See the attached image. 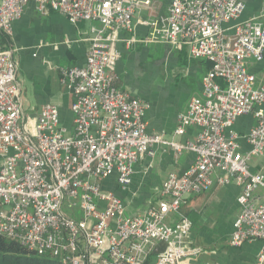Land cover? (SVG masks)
<instances>
[{
  "label": "built area",
  "instance_id": "1",
  "mask_svg": "<svg viewBox=\"0 0 264 264\" xmlns=\"http://www.w3.org/2000/svg\"><path fill=\"white\" fill-rule=\"evenodd\" d=\"M31 3L42 15L92 24L85 65L61 69L72 99L70 125L55 105L33 116L22 103L18 63L6 41ZM154 5L0 0V235L61 264H204L207 251L184 242L193 222L180 209L190 196L235 184L240 212L228 247L258 241L253 264H264V172L250 165L264 156V77L250 70L264 59V13L232 25L245 0H171L166 15L142 21L152 32L137 39L135 16L147 9L152 15ZM120 42L168 44L211 63L201 95L178 116L175 138L150 133L148 106L118 85ZM244 115L255 119L248 150L232 132ZM189 129L196 130L194 139H176ZM154 147H169L178 157L193 153L195 161L182 174H169L146 211L129 216L126 203L103 185L116 174L119 188H128L134 165Z\"/></svg>",
  "mask_w": 264,
  "mask_h": 264
},
{
  "label": "crops",
  "instance_id": "2",
  "mask_svg": "<svg viewBox=\"0 0 264 264\" xmlns=\"http://www.w3.org/2000/svg\"><path fill=\"white\" fill-rule=\"evenodd\" d=\"M170 1L161 6L168 7ZM245 4L243 15L232 25L259 17L264 13V0H245ZM144 12L147 11L137 14L134 19V35L138 39H144L150 31L148 26L142 24V21L147 20L143 16L140 17ZM91 26L90 23L72 25L64 16L57 13L42 15L38 12L35 3H31L22 19L14 24L13 35L6 44L12 49L14 59L18 63L17 78L21 86V99L23 106L25 102L28 104L27 109L24 107L28 114L36 116L42 107L51 104L59 107L62 119L68 125L71 124L72 99L67 87L61 83V69L85 65L90 48L88 38L91 36ZM130 36L128 33L121 34V37L125 39ZM136 46V50L130 51V47L125 42L117 44L120 53L116 64L118 85L146 103L148 106L146 120L150 133L162 134L166 139L175 138L178 116L186 109L192 97L201 95L202 79L211 68V63L206 60L192 59L187 49L174 51L168 44L164 45L168 48L166 53L168 66L175 67V70L181 67L185 69L174 77L176 81L172 89L174 100L170 103L159 100L154 102L150 101L146 95L134 92V81L131 76L133 70H139L143 62L151 59L149 51L151 45L137 44ZM250 70L261 80L264 77V59L252 62ZM182 73L189 83L180 91L179 80L182 78ZM23 94L28 98L27 101ZM67 114L69 116L65 118ZM244 116L242 118H248L246 128L240 134L234 132L233 128L232 132L237 136L243 150H248L246 137L254 126L255 119L253 115ZM195 135L196 130L189 129L185 136L176 137V139L185 142L194 139ZM194 161L193 153H184L178 157L169 147H154L151 153L134 165L129 188L136 189L133 190V203L126 204L127 211L130 208L135 209L137 213L146 211L150 202L158 198L159 190L169 174H182L193 165ZM1 163L0 159V166ZM253 171L264 172V169L257 165ZM116 178V174L112 175L103 186L107 191L117 195L116 190L119 186L116 184ZM239 192L235 184L222 187L215 185L206 193L188 197L180 209V214L193 222L192 234L184 240L186 246L207 251L199 262L204 264L215 262L253 264L255 262L261 248L258 241L248 242L236 251L228 247L229 238L234 231V223L240 212ZM171 216L169 222H175L179 218V214ZM225 219L229 220L228 223L216 233L218 221ZM221 235H224L226 239L224 245L221 243Z\"/></svg>",
  "mask_w": 264,
  "mask_h": 264
},
{
  "label": "rangeland",
  "instance_id": "3",
  "mask_svg": "<svg viewBox=\"0 0 264 264\" xmlns=\"http://www.w3.org/2000/svg\"><path fill=\"white\" fill-rule=\"evenodd\" d=\"M169 2V0H155V5L153 6V14L150 15L151 11L149 12L147 9V12H144L141 14L140 17H145L147 18V21L154 16H159V15H166L167 13V8H163L161 5H165ZM169 6V5H168ZM135 22V21H134ZM151 30L149 31V34L147 37L144 39L148 38L151 35ZM132 36V35H131ZM138 39V37H137ZM137 43L130 45V51L136 50L137 48ZM139 46L141 45L140 43L138 44ZM151 45L150 47V52H151V59L149 61L143 62L140 66L139 70H133L131 76L133 77L134 81V92L139 95H146V97L150 101H164V102H172L174 100V95L172 93V89L175 87V80L174 77L177 76L183 69L181 67L180 69H176L175 67H169L168 62L166 61V53L168 48H165L162 43H151L148 44ZM170 46L174 51V49L171 45ZM138 73V74H137ZM117 74V72H116ZM182 78L179 80V90L182 91L184 89V85H187L189 83V80L185 78L186 76L184 73L181 74ZM178 84V83H177ZM24 99L27 101L28 98L26 97L25 94H23ZM27 103L25 102L24 107L27 109ZM70 106L68 107V109ZM69 114L65 115L64 117L67 118ZM245 117V116H244ZM247 120L248 118H242L240 117L235 125L233 126V131L236 132L237 134H240L242 130H244L247 126ZM251 169L254 170V168L259 165L260 168L263 167L264 169V156H259V157H254L250 161ZM130 189L129 187L126 189L123 188H118L117 191V196L126 204L132 202L134 200L133 197V190ZM133 203V202H132ZM128 207V206H127ZM135 209L130 208L129 211H127V214L129 216H133L137 214V211H134ZM172 217V216H170ZM169 217V218H170ZM229 220L225 219L223 221H218L219 225L217 226V230L215 231L220 232L225 225L228 223ZM196 230V228H195ZM194 230V231H195ZM209 234V233H208ZM221 234V233H220ZM221 243L224 245L226 243L225 236L221 235ZM229 249V248H228ZM226 250V248L224 249ZM230 250V249H229ZM233 251H236L237 248H232Z\"/></svg>",
  "mask_w": 264,
  "mask_h": 264
},
{
  "label": "trees",
  "instance_id": "4",
  "mask_svg": "<svg viewBox=\"0 0 264 264\" xmlns=\"http://www.w3.org/2000/svg\"><path fill=\"white\" fill-rule=\"evenodd\" d=\"M0 264H61L58 260L39 256L18 242L0 235Z\"/></svg>",
  "mask_w": 264,
  "mask_h": 264
}]
</instances>
